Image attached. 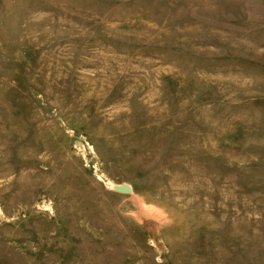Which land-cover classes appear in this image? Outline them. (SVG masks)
<instances>
[{
    "label": "rangeland",
    "instance_id": "rangeland-1",
    "mask_svg": "<svg viewBox=\"0 0 264 264\" xmlns=\"http://www.w3.org/2000/svg\"><path fill=\"white\" fill-rule=\"evenodd\" d=\"M0 264H264V0H0Z\"/></svg>",
    "mask_w": 264,
    "mask_h": 264
}]
</instances>
